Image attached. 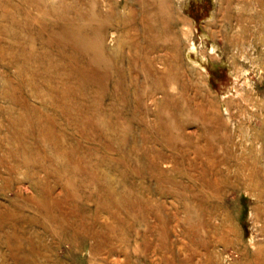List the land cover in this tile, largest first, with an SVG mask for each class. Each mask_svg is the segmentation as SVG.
<instances>
[{
	"label": "rangeland",
	"instance_id": "374dc122",
	"mask_svg": "<svg viewBox=\"0 0 264 264\" xmlns=\"http://www.w3.org/2000/svg\"><path fill=\"white\" fill-rule=\"evenodd\" d=\"M0 264H264V0H0Z\"/></svg>",
	"mask_w": 264,
	"mask_h": 264
}]
</instances>
